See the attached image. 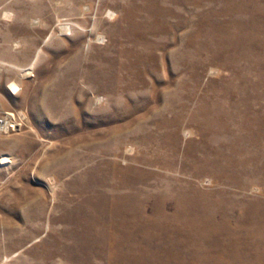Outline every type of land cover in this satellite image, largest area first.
Instances as JSON below:
<instances>
[{
  "label": "rangeland",
  "instance_id": "374dc122",
  "mask_svg": "<svg viewBox=\"0 0 264 264\" xmlns=\"http://www.w3.org/2000/svg\"><path fill=\"white\" fill-rule=\"evenodd\" d=\"M0 264H264V0H0Z\"/></svg>",
  "mask_w": 264,
  "mask_h": 264
},
{
  "label": "bare ground",
  "instance_id": "6f19581e",
  "mask_svg": "<svg viewBox=\"0 0 264 264\" xmlns=\"http://www.w3.org/2000/svg\"><path fill=\"white\" fill-rule=\"evenodd\" d=\"M7 159H8V158L5 156V157H4V160H3V159H2V160L5 161V160H7Z\"/></svg>",
  "mask_w": 264,
  "mask_h": 264
}]
</instances>
